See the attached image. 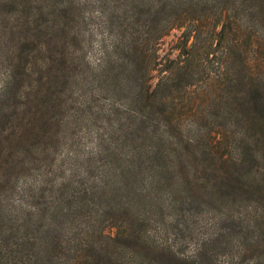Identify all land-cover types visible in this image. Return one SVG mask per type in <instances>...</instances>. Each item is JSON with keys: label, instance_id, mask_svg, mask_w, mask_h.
<instances>
[{"label": "trees", "instance_id": "trees-1", "mask_svg": "<svg viewBox=\"0 0 264 264\" xmlns=\"http://www.w3.org/2000/svg\"><path fill=\"white\" fill-rule=\"evenodd\" d=\"M0 264H264V0H0Z\"/></svg>", "mask_w": 264, "mask_h": 264}, {"label": "rangeland", "instance_id": "rangeland-1", "mask_svg": "<svg viewBox=\"0 0 264 264\" xmlns=\"http://www.w3.org/2000/svg\"><path fill=\"white\" fill-rule=\"evenodd\" d=\"M179 33H180V31L178 29H173L170 31L169 34L164 36L163 39L159 42V44H158V56H159V59L161 60V62L166 57H175L176 56L177 51L174 48H175V44H176L177 37H178ZM97 40H98V37L93 36V44H92V47L89 49L88 56H92L93 54H96L99 52L100 46H99V43ZM158 76H159L158 70L153 71L152 77H151L152 83H154L157 80ZM209 209H210V207H207V206H204L201 208V210L204 211L203 215H202L203 221H201V220H199V221L202 223L204 222L205 225L202 226L199 231L211 229L212 222L209 219L212 217V215H211V212ZM195 245H196L195 239H193L191 237V241H188L185 244V246H186L185 248L187 251H192L194 249ZM225 256L222 255L221 259L224 260Z\"/></svg>", "mask_w": 264, "mask_h": 264}]
</instances>
